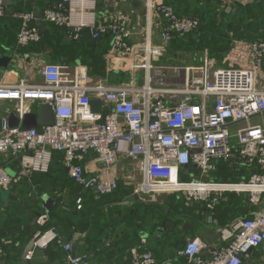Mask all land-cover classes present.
Masks as SVG:
<instances>
[{"label":"built area","instance_id":"1","mask_svg":"<svg viewBox=\"0 0 264 264\" xmlns=\"http://www.w3.org/2000/svg\"><path fill=\"white\" fill-rule=\"evenodd\" d=\"M216 1L220 11H226L241 0ZM74 6L78 11H72ZM95 8L96 0H62L44 11L43 21L72 28L73 39L85 29L94 40L108 35L109 59L115 63L130 60L131 70L150 71V61L162 55L161 49L147 45L142 61L140 48L131 43L128 18L109 14L97 25L87 17ZM154 8L163 23L165 44L199 31L198 18L180 16L163 2ZM5 14V0H0V17ZM13 17L20 22L18 47L28 48L43 41L36 14L20 12ZM234 51L240 68L218 67L205 54L200 65L173 70V87L167 85L163 68L155 71L154 81L148 77L143 87H135L105 81L91 84L86 67L79 65L71 73L67 66L51 63L43 65L40 84L0 83V102L14 103L19 119L30 113V104L36 102L51 106L55 116V123L42 129L12 127L8 119L1 121L0 154L11 155L18 162L19 172L11 176L0 166V192L33 174H48L55 155L62 154L71 180L101 197L109 196L119 189L118 181L107 172L87 178L85 157L94 153L97 162L109 169L129 159L138 163L142 172L135 194L143 201L154 200L158 194H177L213 213L224 194H245L257 210L251 218L238 219L220 229L223 245L210 259L203 258L207 246L198 238L188 241L178 253L191 264H243L255 248L264 244V41H235ZM155 82L165 87H153ZM93 99L102 103L99 113L93 111ZM256 117L260 123L254 124L252 119ZM237 157L243 167H257L258 171L240 182L210 180L220 162ZM82 202L80 194L78 210ZM49 221L47 213L37 218L40 229L34 236V247L46 249L56 242L67 253L68 264H86L75 254L73 244L62 242L55 228L42 229ZM3 255L0 247V259ZM33 255L31 251L25 257L30 260ZM131 255L133 264H157L151 252L133 248Z\"/></svg>","mask_w":264,"mask_h":264},{"label":"crops","instance_id":"2","mask_svg":"<svg viewBox=\"0 0 264 264\" xmlns=\"http://www.w3.org/2000/svg\"><path fill=\"white\" fill-rule=\"evenodd\" d=\"M61 1L5 0L7 15L0 17V60L5 56H10L11 60L8 65L0 63V83L16 85L24 81L29 84H40L42 83L40 71L43 65L50 63L67 66L71 73L79 65L86 67L91 84L105 81L114 85L118 74H127L133 71L130 60L115 63L109 59L110 49H108L104 55L106 75H92L89 67L84 64L87 55L85 48L73 43L75 40L71 34L74 30L70 28L67 32H58L52 35V33H48L51 29L46 25L48 24L46 22L44 25L47 27V31L44 34L48 33L49 35L45 38L44 45L28 48L18 47V20L13 17V14L31 12L38 18L48 7ZM170 1L96 0V8L91 9L87 17L97 25H100L103 18L109 14H122L127 17L133 33L131 43L140 48L139 53L142 61L146 56L145 47L147 45L161 49L162 55L150 61L153 67L150 71L138 70L136 73L137 75L141 74L142 87L146 84L148 77H153V81L155 80V71L159 68L167 71V85L176 86L173 81V70L198 66L203 62L205 54L211 60L213 59L218 67L226 69L241 67L235 61L234 46L220 62L219 59L211 56L208 49L203 52L189 53L172 47L170 45L172 42L165 44L162 40L163 23L154 6L162 2L169 4ZM178 1L184 6L197 5L199 7L205 5L208 0ZM237 3L244 8L253 9L256 6L255 9L263 10L258 13L259 15L257 14L261 20L257 27L259 34L264 38V0H241ZM72 11L76 12L78 8L74 6ZM230 11L232 9L226 10V12ZM217 21L226 22L227 18L219 15ZM105 39L111 45V38L105 37ZM245 42L248 41L245 40ZM86 43L90 48L97 45L91 33ZM113 77H115L114 80ZM121 78L123 79V76ZM134 82L136 83V80ZM153 87L160 88L165 85L155 82ZM30 105V113L38 115L42 104L36 102ZM15 110L14 103L0 102V124L3 119L9 120L12 113L19 118ZM19 120L21 123L19 127L22 128L23 119ZM43 127L39 126L36 129ZM96 159L97 156L94 153H89L85 157L83 166L87 171L86 177L91 178L98 173L107 172L111 178L118 181L120 185L118 193L103 198L94 190L77 187V184L67 174L62 154L55 155L54 165L49 174H35L29 180L21 179L8 190H4L5 194L3 191L0 192V247L4 250L0 264H68L67 260L59 255L57 249H36L33 246L34 236L40 229L36 228L34 221L29 222L31 210L28 204L33 202L38 210H42L43 214H49L50 219L53 220L52 224H54L51 225L53 227L50 226L44 230L57 228L56 231L62 242L73 244L74 250L77 252L76 255L83 257L86 264H133L132 255L129 256V249L136 245H140L143 250L140 252H151L157 264H191L187 259L178 256L179 251L185 248L188 241L198 238L205 243L207 246L203 252L205 259L211 258L213 248L218 249L223 245L220 239L218 215L217 218H214L215 212L204 211L202 204L192 205L189 207L190 209L181 208L182 206L175 204L174 195L177 194H158L154 200L143 201L135 194L142 182V172L138 163L122 159L112 170L105 164L97 162ZM230 163L234 167L237 165L239 173L246 170L240 164L238 157ZM0 166L4 167L11 176H15L19 172L18 162L11 155L0 154ZM234 174L238 176L237 173L234 172ZM244 175L245 173L242 174L243 179H246ZM238 181L233 180V182ZM80 194L84 199V207L80 211H83L84 214L77 220L75 217V224L71 217L80 212L77 209V199ZM231 194L236 193H226L222 199L226 201ZM240 196L241 194H236L235 197ZM46 197L54 201L51 209H48L44 203ZM54 209L57 211L54 212ZM254 209L256 211L257 207ZM239 211H242V207ZM250 214L253 215L252 211ZM167 215H169V219H165ZM169 222L174 226L172 227L171 224L168 226ZM143 239L145 240L144 244L142 243ZM60 246L63 248L62 245ZM31 251L34 252V255L32 259L28 260L25 256ZM243 264H264V244L255 248L246 257Z\"/></svg>","mask_w":264,"mask_h":264},{"label":"trees","instance_id":"3","mask_svg":"<svg viewBox=\"0 0 264 264\" xmlns=\"http://www.w3.org/2000/svg\"><path fill=\"white\" fill-rule=\"evenodd\" d=\"M178 2H179L178 0H171L168 3L175 9V11L180 16L196 17L201 22L199 31L197 33L187 35L184 38H175L172 41L170 45L172 47L178 48L180 51L189 52V53L190 52L197 53V52H203L206 49H208V51H210L211 53V56L219 59V61L221 62L229 54L231 49H233L234 42L237 40L238 41L246 40L248 42L264 41V38H262L261 37L262 35L259 34V28L257 27V24L261 23V20L258 17L259 15L258 13L263 12V10L259 11L258 8L255 9L256 6H254L253 9L249 7L244 8V7H241L238 3H236L233 5L232 11L222 12L220 11L219 4L216 0H208L207 3H205V5H202L199 7H197V5L184 6V5L179 4ZM233 9H235V11H233ZM219 15L226 17L227 21L218 22L217 17ZM17 22H18V28H19L20 22L19 21ZM44 24L46 23L44 22ZM46 25L50 27L51 30H49L48 33L49 34L52 33V35L58 32L59 33L67 32V30H69L68 28H58L51 24L50 25L46 24ZM48 33L43 35L44 41H42L39 44L31 45V47L38 46V45H44L45 38H47V36L49 35ZM89 34H90V30L85 29L83 32H81L80 37L78 39H74L75 41H73V43L76 46L80 45L85 48L87 55L85 57L84 64L89 67L90 73L92 75L99 74V75L104 76L106 75L104 55L108 51V49H110V44H108V41L105 39V37H103L100 40H95L97 42V45L93 48H90L87 46V43H86V40L88 39ZM121 77H122V73L118 74V79L113 84L121 85L122 83ZM236 166L234 167L233 165H231L230 162H227V161L220 162L219 167H218L219 171L217 170L216 172H213L211 174L210 180L217 181V182H233V180H236V181L248 180L252 173L258 171L257 167H253V168L245 167L244 169L246 170L243 171V173H239L237 172ZM234 172L237 173L238 176L235 175ZM244 173H245L244 176L246 177V179H243L242 174ZM36 174H39V173H36ZM42 175H46V174H42ZM25 180H29V179H25ZM77 187L80 188L81 186L77 184ZM119 190L120 189H118L114 193H118ZM109 196H102V197L106 198ZM235 196L236 194H231V196L226 201L222 199L220 204L217 205L214 210L215 212L214 218L215 217L217 218V215H218L220 229L229 227L238 219H248L253 216L250 214V212L252 211V214H253L255 209H254V206L250 203L249 198L245 194H241L240 197H235ZM174 200H175V204L182 206L181 208H184V209H188L190 206L195 205V204L187 202L186 199L181 195H174ZM245 206L246 208H244ZM28 207L31 210L29 222L34 221V224L36 226V220L39 216L43 214L42 213L43 211L42 210L40 211L37 209L38 207L35 205V202H33L32 204H28ZM83 207H84V199H83L82 209ZM241 207H242V211L240 212L239 210ZM152 208L154 207L152 206ZM55 211H57V209H54V212ZM83 214L84 212L80 211V212H77L75 215H73L71 217V219H73V223L76 224V220L81 218ZM75 217H76V220H75ZM165 219H169V215H167ZM52 222L53 220L50 219L49 223L43 228V230L53 225L54 223L52 224ZM36 228L38 227L36 226ZM54 248L57 249V251L59 252V255L63 259L67 260V253L56 242L50 244L47 247V249H54ZM133 248H138L139 250H142L140 248V245L132 246L129 249V256L131 255L130 252ZM76 253L77 252L75 251V254Z\"/></svg>","mask_w":264,"mask_h":264},{"label":"water","instance_id":"4","mask_svg":"<svg viewBox=\"0 0 264 264\" xmlns=\"http://www.w3.org/2000/svg\"><path fill=\"white\" fill-rule=\"evenodd\" d=\"M6 4V2H5ZM37 25L40 29V32L44 34L47 31V27L44 25L43 22V14H40L37 19ZM106 38H109V36H105ZM10 56H5L3 59L0 60L1 65H8L9 64ZM126 73H122V76L124 77ZM92 108L95 113L100 112L101 108V102L100 100L93 99L91 100ZM9 123L12 127H19L21 125L19 118L16 117L14 113L11 114L9 118ZM55 123V116H54V111L51 106L48 105H41L39 108V113L38 115L35 113H28L24 116L23 121H22V128L23 129H32V128H37L39 126H51ZM101 123V122H99ZM54 165V161L52 163V167ZM67 171V170H66ZM45 205L48 207V209H51L52 204L54 201L46 197L44 199ZM204 211L206 210L204 207L202 208ZM210 214L209 212H207ZM170 222L168 223V226H170ZM172 225V224H171ZM174 225H172L173 227ZM34 246V243H32ZM214 248L211 251V254L214 252Z\"/></svg>","mask_w":264,"mask_h":264},{"label":"rangeland","instance_id":"5","mask_svg":"<svg viewBox=\"0 0 264 264\" xmlns=\"http://www.w3.org/2000/svg\"><path fill=\"white\" fill-rule=\"evenodd\" d=\"M166 64H169V63H166ZM171 64H174V63H171ZM141 72V71H139ZM138 72H133V71H130L126 74L125 77H123L122 79V83L123 85H127V86H134L135 87H142V84H141V74L139 73L138 75L136 74ZM115 79V77H113V80ZM134 80H136V83L134 82ZM154 100V98H153ZM252 123H260V120L256 117L254 119H252ZM232 133H236V130H232ZM235 143H238V139L236 138L235 139ZM115 169V168H114ZM113 170V169H112ZM111 172V171H110ZM3 193L5 194V191H3Z\"/></svg>","mask_w":264,"mask_h":264}]
</instances>
